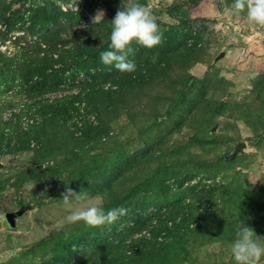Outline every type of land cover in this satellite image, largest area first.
<instances>
[{
  "label": "rangeland",
  "instance_id": "374dc122",
  "mask_svg": "<svg viewBox=\"0 0 264 264\" xmlns=\"http://www.w3.org/2000/svg\"><path fill=\"white\" fill-rule=\"evenodd\" d=\"M130 2L0 0V264H235L240 220L264 242V26L233 0H138L163 38L122 73L99 54ZM65 184L127 214L69 223L88 201Z\"/></svg>",
  "mask_w": 264,
  "mask_h": 264
},
{
  "label": "clouds",
  "instance_id": "9594fccd",
  "mask_svg": "<svg viewBox=\"0 0 264 264\" xmlns=\"http://www.w3.org/2000/svg\"><path fill=\"white\" fill-rule=\"evenodd\" d=\"M231 8L236 12H246L249 22L264 26V0H233ZM220 14L218 9L217 15ZM102 17L103 13L98 12L93 21ZM110 22L109 50L100 52V59L103 64L114 66L119 72L133 73L137 70V65L134 60L129 59L135 54V50L130 45L135 42L146 49H152L161 43L163 33L150 9L138 0L120 7ZM35 185L36 182L30 181L25 187L28 191H32ZM61 199L70 209L74 201H88L84 206L72 210L67 216V221L73 224L83 222L89 227H101L112 224L127 214V209L124 207L105 210L101 204L91 202L86 191L76 192L68 184H65ZM76 250L73 246V251ZM230 251L235 264H261L264 258V242L256 235L253 228L240 220Z\"/></svg>",
  "mask_w": 264,
  "mask_h": 264
},
{
  "label": "trees",
  "instance_id": "16d2710c",
  "mask_svg": "<svg viewBox=\"0 0 264 264\" xmlns=\"http://www.w3.org/2000/svg\"><path fill=\"white\" fill-rule=\"evenodd\" d=\"M69 53H70V49H62V51L59 54H57V57L59 59L63 60L67 55H69ZM51 62H52V57H48L47 58L46 55H43V57L38 58L37 59L38 70H40V71L45 70L46 67H48ZM82 62H83L82 60H78V63L81 64V67L84 68V69H87L86 67H88V66L83 65ZM65 101H66V98L55 99V102L57 104L64 103ZM3 125H5V127L8 128L10 126V123L9 122H4ZM0 132L1 133L4 132L3 127H0ZM236 152H237V149H235L233 151L231 156L235 155Z\"/></svg>",
  "mask_w": 264,
  "mask_h": 264
},
{
  "label": "water",
  "instance_id": "95a60500",
  "mask_svg": "<svg viewBox=\"0 0 264 264\" xmlns=\"http://www.w3.org/2000/svg\"><path fill=\"white\" fill-rule=\"evenodd\" d=\"M225 55V50H221L214 58L213 63H216ZM216 129V126L212 127V131ZM24 212V209L17 210H5L2 215V220L5 222L8 228L14 229L16 227L17 217H19Z\"/></svg>",
  "mask_w": 264,
  "mask_h": 264
},
{
  "label": "built area",
  "instance_id": "2783aa9c",
  "mask_svg": "<svg viewBox=\"0 0 264 264\" xmlns=\"http://www.w3.org/2000/svg\"><path fill=\"white\" fill-rule=\"evenodd\" d=\"M7 128V127H6Z\"/></svg>",
  "mask_w": 264,
  "mask_h": 264
}]
</instances>
